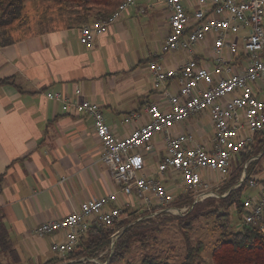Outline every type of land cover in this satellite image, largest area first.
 Segmentation results:
<instances>
[{
    "label": "crops",
    "instance_id": "obj_1",
    "mask_svg": "<svg viewBox=\"0 0 264 264\" xmlns=\"http://www.w3.org/2000/svg\"><path fill=\"white\" fill-rule=\"evenodd\" d=\"M65 8L57 4L61 20L44 16L32 29L17 31L15 42L0 46V81L11 80L0 84V222L11 244L10 253L0 249V260L15 259L16 253L22 264L43 262L54 255L50 245L62 233L39 236L34 232L38 223L63 217L87 199L118 192L101 161L92 119L73 107L62 109L47 91L72 95L80 88L81 98L101 106L117 137L146 121L148 103L164 102L148 69L150 61L159 60L169 31L163 0H137L90 47L80 42L79 28L94 17L82 20ZM182 57V52L166 53L160 61L174 66ZM167 84L174 90L172 82ZM131 111L140 117L123 122ZM181 128L205 140L194 117L175 126ZM163 153L156 140L154 150L143 155L148 173L157 176ZM254 176L264 177V172ZM162 182L174 194L186 192L172 172Z\"/></svg>",
    "mask_w": 264,
    "mask_h": 264
},
{
    "label": "built area",
    "instance_id": "obj_2",
    "mask_svg": "<svg viewBox=\"0 0 264 264\" xmlns=\"http://www.w3.org/2000/svg\"><path fill=\"white\" fill-rule=\"evenodd\" d=\"M135 1L122 0L107 17L81 25L80 42L90 47L94 38L106 32ZM163 1L169 31L159 60L150 61L148 69L164 102L144 106L146 121L117 137L101 106L81 98L80 88L72 95L46 92L48 98L61 102L62 109L73 107L92 119L102 148L101 161L118 186V192L87 199L75 211L36 225L34 232L39 236L62 233V238L50 245L59 255L74 248L87 223L110 226L120 221L122 205L132 207L137 202L147 213L145 218L183 215L188 205L173 203L174 191L162 182L167 173L180 177L194 202L217 196L218 187L212 189L209 184L215 178L209 173L225 179L232 160L253 141L255 133L264 129V0ZM172 52L183 53L180 62L170 66L160 61L162 54ZM168 82L173 83L174 90ZM203 112H207L212 129L208 140H196L193 132L183 128L175 130L176 125ZM139 117L138 111H131L123 122ZM156 140L164 150L156 162L157 176L146 171L143 156L154 150ZM244 175L242 172L234 187L242 184ZM248 187L258 192L244 197L242 223L264 231V177L253 175ZM118 234L119 230L112 237ZM103 253L82 260L99 263Z\"/></svg>",
    "mask_w": 264,
    "mask_h": 264
},
{
    "label": "trees",
    "instance_id": "obj_3",
    "mask_svg": "<svg viewBox=\"0 0 264 264\" xmlns=\"http://www.w3.org/2000/svg\"><path fill=\"white\" fill-rule=\"evenodd\" d=\"M65 6L69 13L77 14L82 20L92 16L105 18L110 15L122 0H55ZM25 0H0V46L13 43L18 38L9 34L12 28L22 26L25 20ZM16 24V25H15ZM11 82L3 79L1 83ZM264 157V129L254 134L253 141L242 149L230 164L229 173L222 180L216 190L218 197H207L194 202L191 192L175 194L173 203L181 207L188 205L183 215H169L163 219H182L185 229H190L191 219L197 216L213 220L214 232L218 235L213 239L210 250L212 264H264V231L256 227L243 224L238 229H232L229 223V207L233 206L239 219L242 221V201L248 194L249 180L254 172L255 157ZM261 158V159H262ZM236 160V161H235ZM257 160V159H256ZM232 167V170H231ZM245 173L242 184L234 187L242 174ZM129 206L122 208L120 221L113 222L110 226L89 222L85 231L79 235L78 241L71 251L64 255L54 252V255L37 264H172L168 259L161 258L159 254L143 255L136 263L128 261L126 255L131 251L132 241L140 236L146 238L148 233L156 230L157 225H147L141 218L147 216L145 211L140 214ZM119 230V234L113 238L112 234ZM187 230H184L186 233ZM186 241H189L186 239ZM112 250L109 251V247ZM205 244L197 241L188 244L183 259L178 264H200L201 253ZM0 249L7 253L11 251L7 229L0 222ZM108 249L106 255L99 257V263L82 260L83 257H95L101 251ZM15 253V259L0 260V264H22ZM30 264V263H27Z\"/></svg>",
    "mask_w": 264,
    "mask_h": 264
},
{
    "label": "rangeland",
    "instance_id": "obj_4",
    "mask_svg": "<svg viewBox=\"0 0 264 264\" xmlns=\"http://www.w3.org/2000/svg\"><path fill=\"white\" fill-rule=\"evenodd\" d=\"M35 2L38 3L37 6L35 5ZM45 3H50L51 7L48 8L39 5ZM57 4L59 5V2L55 0H25L24 3L25 20L23 21L22 26L17 27V30H15V26H14L12 30L9 32V34L14 37L17 35V31L21 33L22 31L30 30L36 25H38L39 22H42L44 16H47L49 14L55 15L56 19L61 20L62 14L60 13V10L57 9ZM2 38H4V35H0V39ZM237 45L241 46V42L237 41ZM208 117L209 116L207 112L200 113L194 117L196 125L199 127L200 131L203 132L202 134L204 139H208L212 134V129L210 127V120ZM194 137L196 140H200V138L196 137L195 134ZM261 158L260 157L258 158V156L253 158L256 161L253 169L254 172L255 171L257 172V174L264 172V157L262 159ZM202 171L204 174L207 172L206 170H202ZM209 175L211 177H213L214 175L217 176L216 173L214 174L209 173ZM222 180L223 178L221 179V176H218L217 179L215 178V180L209 181V184L212 189H215L217 185L219 186L221 185ZM177 186L178 187L176 189L180 190L181 188L180 181H178ZM251 190L254 191L255 189L247 188L245 189V192L248 194H252L253 192L250 193ZM218 196L219 195L217 193V196H212V197H218ZM131 208L132 210L133 209L137 210L136 213L138 214H140L143 211L142 206H140L137 202ZM228 211H229V223L231 225V228L232 229L240 228L243 224L242 221L239 219L238 214L234 210L233 206L229 207ZM168 214L169 213L157 214L155 216H151L148 218L145 217L141 218L145 223H147V225L150 224L151 226L157 225L159 228L149 232L148 236H146L144 240H143V236H140V238L144 242H141V240L138 239H134L132 241L131 251L126 255L128 261L130 262L133 261L134 263H136L143 255L148 254V252L150 251L153 254H159L161 258L168 259L172 264H178L183 259L188 244L193 245L197 241H202L205 244V247L201 253L200 264H212L210 257L211 244L213 242V239L218 235L217 232H214L212 230L213 220L205 217V215L197 216L196 218L190 220L192 227L188 230L185 229L182 219H163L165 217H169ZM184 230H187V232L184 233ZM186 239H188L189 241H186ZM103 251L104 253L102 254V256L107 254L108 249H105ZM109 251H110V247H109Z\"/></svg>",
    "mask_w": 264,
    "mask_h": 264
}]
</instances>
